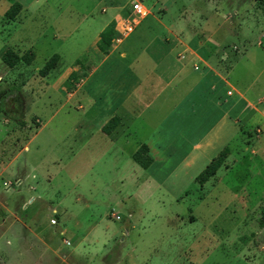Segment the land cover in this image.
<instances>
[{"label":"rangeland","instance_id":"374dc122","mask_svg":"<svg viewBox=\"0 0 264 264\" xmlns=\"http://www.w3.org/2000/svg\"><path fill=\"white\" fill-rule=\"evenodd\" d=\"M125 1L0 0V54L8 48L18 55L33 53L29 64L19 62L13 67L0 59V158L6 159L17 152L23 139L39 129L27 151L17 155L13 170L21 173V166L27 161L30 177L31 167L41 156L48 162L46 165L43 162L34 172L49 175L48 189L53 200L61 198V208L65 210L60 220L70 232L87 231L92 241L85 243L86 249H93L85 252L90 256L78 260L80 264H115L118 252L114 248L123 253L131 243L135 250L125 256L124 252L119 264H264L263 136L260 144L255 145L257 154L253 156L249 152L253 140L247 134H238L233 128L226 130L222 137L217 133L219 138H215L216 132H213V138L209 134L207 140H198L196 148L181 146L176 153L166 151L149 169L131 161L130 144L122 154L103 153L100 161L94 163L87 146L80 147L89 141L86 134L92 127L86 123L89 112L83 113L85 104L82 109L75 106L79 93L64 103L83 75L72 70V65L88 59L98 23L107 19L105 15L112 14L106 10L109 3L119 6L121 12ZM130 1L133 0L123 6L126 12L131 9ZM138 1L145 8L155 5L151 9L154 14L158 3L167 2ZM14 2H18L20 8L9 19L5 11ZM183 3L186 12L191 11L192 19L195 14L200 18L198 14L208 12L215 17L214 10H217V18L224 17L228 26L224 29L227 33L224 42L231 49V43L239 47L241 60L245 56L252 61L253 53L256 55L261 48L256 43L258 40L263 41L264 46V38L260 36L244 42L238 34L231 33L240 18L264 21V0H170L163 20H178ZM143 16L123 18L116 27L121 36L129 33L126 42L137 51L159 31L151 14L140 20ZM79 19L84 22L75 24ZM131 24H134L131 30L126 31ZM179 50L176 43L175 59ZM54 53L59 55L54 68L40 75L39 70ZM176 63L183 61L176 59ZM199 64L197 70H200ZM186 70L194 69L187 64ZM87 85L90 84L82 88L83 94ZM246 129L253 135L250 126ZM60 136H64L62 147L57 139ZM208 142L209 146L205 145ZM225 148V157L214 175L199 184L196 176ZM14 177L12 172H3L0 176V212L5 211L3 201L6 199L10 213L16 212L26 226L47 236L50 243H57L61 251L69 248L60 244L59 235L52 232L54 226L50 223L54 220L49 223V218L54 216L35 199L37 191L26 194L24 200L29 196L32 199L17 208L20 203L12 201L16 188L10 185ZM110 208L116 218L107 216ZM94 218L98 220L96 224ZM13 226L22 233L19 223L14 222ZM28 237L32 235L28 233ZM64 237H68V231ZM7 238L12 239L10 233L0 234L2 251ZM85 238L88 240L87 236ZM93 238L96 241L93 242ZM108 239L113 249L106 256L101 248ZM62 259L65 263L72 262L69 258ZM50 262L56 260L53 258Z\"/></svg>","mask_w":264,"mask_h":264},{"label":"crops","instance_id":"0c3cea01","mask_svg":"<svg viewBox=\"0 0 264 264\" xmlns=\"http://www.w3.org/2000/svg\"><path fill=\"white\" fill-rule=\"evenodd\" d=\"M135 1L139 2L133 0L130 3ZM169 1L167 0L165 4L158 3L155 14L151 12L155 5L146 8L141 5L147 13L140 20L151 14L152 19L159 25L157 27L159 31L151 37L152 39L144 42L138 51L126 42L129 40V33L121 36L116 29L119 20L121 22V19L131 16V9L126 12L123 7L128 0L121 5L123 8L121 12L119 6L109 3L106 10L112 11V14L105 15L107 19L98 23L90 43L88 59L81 64L72 65V70H76L78 75H83L69 92L64 103L79 93V97L75 99V106L82 109L85 104L86 110L83 113L89 112L85 122L92 130L86 134L89 141L82 143L80 147L87 146L93 163L100 161L103 153L122 154L125 149L128 150L129 144L132 147L129 157L133 161L131 155L144 144L151 162L143 169H149L158 156L166 151L176 153L181 146H185L186 149L196 148L198 140H207L209 134L211 138H219L217 133L222 137L226 130L230 131L233 128L238 134L240 132L247 134L248 138L253 140L249 152L253 156L257 154L258 147L255 145L258 146L262 136L264 137L263 41L256 42L261 48L256 55L253 53L252 61L251 58L248 61L245 56L241 60L238 56L239 47L231 43L233 45L231 49L230 45L224 42L227 38L224 29L228 26L225 25L224 17L217 18V10H214L215 17L212 16L213 13L208 15V12L198 14L200 18H196L194 13L192 19L191 11L186 12L187 7L183 3L178 20L164 21ZM83 22L84 19H79L75 24ZM110 26L115 30V37L109 48L101 52L96 42ZM233 27L235 30L231 33L238 34L241 41H249L256 35L264 38V21L252 22L240 18ZM243 31L246 33H241ZM176 43L180 47L176 59L182 60V64H177L174 58L173 48ZM197 61L200 63V70H197L199 69ZM187 64L194 70H186ZM108 66L110 68H106ZM86 83L90 85H87V91L83 94L82 88ZM111 118L115 119L114 125L108 131H104L103 126ZM39 123L38 120L37 126ZM247 126L251 127L253 135L249 134ZM38 130L25 137V141L23 139L24 143L18 145L17 152L10 154L6 159L0 158V176L3 172H12L15 175L10 185L16 188L12 201L20 203L17 208L24 207L25 202L32 199L29 196L24 200L26 194L37 191L35 199L54 216L49 218V223L54 220L50 223L54 226L52 232L59 235L60 244L70 247L61 251L57 243H50L47 236L26 226L16 212L10 213L8 201L5 199L3 201L5 211L0 212V234L8 232L12 239L7 238L5 250H0V264H69L63 262V257L71 259V264H78L81 257L90 256L85 252L90 253L93 248L86 249L85 243L92 241L89 240L87 231L83 234L70 232L66 230V224L60 220V214L65 213V210L61 208V198H57L58 201L53 200L55 198L48 189L49 175L34 172L43 162L45 165L48 162L41 156L31 167L30 177L27 171V166L30 165L27 161L21 166V173L13 170L17 155L27 151ZM213 132L216 133L212 137ZM63 137L54 138L58 139L61 147L65 145ZM15 140L19 141L18 138ZM205 145L209 146V142ZM134 164L139 166L135 162ZM107 216L117 217L111 208ZM96 220L93 219L94 224L98 221ZM14 222L23 227L21 234L13 226ZM67 231L68 237H64ZM128 231L127 229L126 233ZM28 233L32 237H28ZM93 234L95 238L96 233ZM86 236L88 240H85ZM94 238L93 242L96 241ZM109 241L110 239L106 244L103 243L101 248V252L106 256H109L113 249ZM114 249L118 252L117 257L115 256L117 260L114 259V262L119 264L122 262L120 257H123V253L125 252V256L128 251H134L135 246L133 243L128 244L123 253L119 249ZM53 258L56 260L55 263L50 262Z\"/></svg>","mask_w":264,"mask_h":264},{"label":"trees","instance_id":"16d2710c","mask_svg":"<svg viewBox=\"0 0 264 264\" xmlns=\"http://www.w3.org/2000/svg\"><path fill=\"white\" fill-rule=\"evenodd\" d=\"M20 8V4L18 2L12 3L5 11V15L7 18L12 19L14 15L17 13V11ZM115 30L113 26H110L105 33L98 39L96 42V45L98 49L101 52H105L110 44L112 39L114 38ZM33 53L32 52H25L22 55H18L16 52H14L12 49H5L0 54L1 61L6 64L8 67H13L19 62H24L25 64H29L32 60ZM58 59L57 54H52L50 58L45 61L42 68L39 70L40 75L44 76L48 73L50 69H52L55 66V62ZM115 119L111 118L109 122L103 126L104 131H108L113 125H114ZM226 154V148L223 149L219 156L216 157V159H212L205 168L199 173L195 180L199 184H203L210 176L214 175L217 168L221 165L224 157ZM132 160L137 163L142 168H147L151 162V158L147 153V147L142 144L140 145L137 150L131 155Z\"/></svg>","mask_w":264,"mask_h":264},{"label":"built area","instance_id":"2783aa9c","mask_svg":"<svg viewBox=\"0 0 264 264\" xmlns=\"http://www.w3.org/2000/svg\"><path fill=\"white\" fill-rule=\"evenodd\" d=\"M144 13H145L144 8L141 6V4L139 2L135 1V2L131 3V14L133 16H135V17L143 16ZM134 24L128 25L126 27V31H130L132 25H134Z\"/></svg>","mask_w":264,"mask_h":264}]
</instances>
